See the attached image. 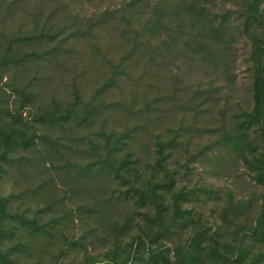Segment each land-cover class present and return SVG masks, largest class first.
Here are the masks:
<instances>
[{"label":"rangeland","instance_id":"rangeland-1","mask_svg":"<svg viewBox=\"0 0 264 264\" xmlns=\"http://www.w3.org/2000/svg\"><path fill=\"white\" fill-rule=\"evenodd\" d=\"M199 1L0 0V129L18 125L12 116L23 93L33 95L22 114L29 120L79 92L96 109L91 133L125 136L144 174L157 144H165L162 164L174 190L194 195L182 203L191 218L160 240L170 249L187 245L200 227L230 242L233 230L252 226L263 193L223 141L234 133V116L252 108L246 7L243 0ZM199 7L223 28L225 44L205 37ZM35 134L37 154L19 152L26 161L4 165L0 176V198L9 201L1 254L14 264H84L85 255L124 250L134 235L157 229L143 217L152 212L124 199L127 185L100 171L98 153L79 140L83 132L37 126ZM43 137L56 147L48 150ZM248 140L262 146L256 130ZM28 220L48 234L26 230Z\"/></svg>","mask_w":264,"mask_h":264},{"label":"trees","instance_id":"trees-1","mask_svg":"<svg viewBox=\"0 0 264 264\" xmlns=\"http://www.w3.org/2000/svg\"><path fill=\"white\" fill-rule=\"evenodd\" d=\"M196 4L201 3L194 0ZM208 2V0H203ZM245 4V31L251 44L250 61L253 64V80L251 88L252 108L242 111L234 116L233 135L223 139L226 146L245 164L252 175V180L263 189L261 206L252 226L249 229L238 228L233 230L230 242L221 240L220 235L208 236L205 228L194 230L187 245L170 249L160 240L165 233L170 231L173 223L185 222L191 217L189 210L182 209V203H188L194 195L176 192L173 186L171 173L163 166L165 158L164 146L159 142L154 153L153 164L145 165V172L139 168V160L128 149L124 140L125 136L107 134L104 130L92 132L96 118V109H89V104H82L81 95L76 93V98L63 105L52 102L45 109H40L29 120L22 118L29 107L34 106L32 94L20 95V102L12 116L17 126H8L0 129V176L5 166H21L26 158L19 156V152L37 154L35 132L37 126L53 128L63 132H83L80 141L90 145L91 151L98 153L100 171L115 182L127 185L124 199L131 200L140 207L152 212L154 217L143 216L144 220L153 223L157 229L145 233L143 236L134 235L129 248L122 249L114 246L101 257L84 256V264H264V0H243ZM190 8L194 9L192 5ZM196 21L202 22L206 31L205 36L213 45H223L224 30L210 22L208 14L199 7ZM30 40V39H28ZM256 130L259 132L262 146L259 148L251 144L248 134ZM90 131V132H89ZM80 136V135H79ZM174 139L168 144L174 149ZM43 144L48 150L54 149L56 144L51 138L43 137ZM97 155V154H96ZM97 162V160H96ZM161 171L165 181L161 182ZM170 202V203H168ZM8 199L0 198V241L6 234V223L9 219ZM240 203L237 208L245 209ZM169 215V224L165 217ZM20 218V217H19ZM130 220L126 221L121 230L128 227ZM24 223L26 230L34 234H48L44 227L35 221L28 220ZM171 223V224H170ZM113 232L115 229H111ZM70 248H77L70 244ZM172 253L171 261L169 255ZM62 256L66 252L62 251ZM0 264H14L5 255L0 253Z\"/></svg>","mask_w":264,"mask_h":264}]
</instances>
